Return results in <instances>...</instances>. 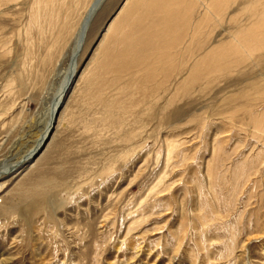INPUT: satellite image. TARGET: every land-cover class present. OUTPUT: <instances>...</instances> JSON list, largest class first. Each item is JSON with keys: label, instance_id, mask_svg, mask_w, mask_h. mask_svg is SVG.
<instances>
[{"label": "rangeland", "instance_id": "374dc122", "mask_svg": "<svg viewBox=\"0 0 264 264\" xmlns=\"http://www.w3.org/2000/svg\"><path fill=\"white\" fill-rule=\"evenodd\" d=\"M92 1L0 0V170L23 156L46 124L52 105L44 101L70 66L78 24ZM125 1L105 0L94 13L52 135L34 161L0 178V264L242 262L240 245L258 220L254 211L264 214V165L249 184L241 178L234 186L236 169L264 160V129L256 134L253 124L264 128V35L253 44L244 39L236 52L232 46L241 30L254 33L264 22V0L219 1L202 25L199 2L192 3L187 18V3L180 4V14L170 6L161 12L174 9L183 16L175 23L170 18L166 27L154 16L171 0H131L127 7L142 6L117 16L114 31L106 35ZM190 18V24L199 23L198 35L190 39L184 24L187 39L172 51V62L155 55L165 52L168 42L175 48L171 42L181 41L166 28ZM142 44L145 53H137ZM229 50L231 59L220 58ZM207 55L215 69L201 67L195 82L176 94L179 82ZM125 65L127 74H110ZM168 65L176 70L158 87L160 69ZM171 143L180 152L193 146L187 153L196 151L194 160L186 168L166 160ZM178 158L183 161L182 154ZM207 162H214L211 186L204 174ZM160 178H166L167 191L155 198L149 190ZM248 249L246 262L264 264L259 243Z\"/></svg>", "mask_w": 264, "mask_h": 264}, {"label": "bare ground", "instance_id": "6f19581e", "mask_svg": "<svg viewBox=\"0 0 264 264\" xmlns=\"http://www.w3.org/2000/svg\"><path fill=\"white\" fill-rule=\"evenodd\" d=\"M104 0H93L92 1V3H91V5H90V7H89V9H88V11L85 13V15H84V17L81 19V21H80V23L78 24V29L76 30V35H75V37H74V39H73V46H72V49H71V52H70V54H71V56H72V58H71V63H70V66L65 70V71H63L62 73H60V75H62L61 77V81H60V83H59V85L57 86V88H56V90L54 91V93L52 94V96H50L49 97V99L48 100H46V102L44 101V105H46L47 103V105H52V111H51V113H49L50 112V108H49V112H48V119H47V122H46V124L45 125H43V129L40 131V130H38V131H40L39 132V135H38V137H37V139L34 141V143L28 148V150L27 151H25V153L23 154V156H21L16 162H14L13 164H8V165H5V167H3L1 170H0V178L1 177H5V176H9V175H13V174H15V173H17L18 171H19V168H21V167H24V166H26V165H28V164H30L32 161H34V158L38 155V153L42 150V148L45 146V144H46V142L48 141V139H49V137H50V135H52V131L54 130V128H55V125H56V122H58V118H57V116H58V114H59V111L61 110V108L63 107V100H64V96L66 95V93L70 90V85L71 84H69V86H67L68 85V83L69 82H71V81H75V78H76V76H77V61H78V54L77 53H79V51L81 50V46H82V44H83V40H84V38H85V36H86V33L88 32V29L90 28V23H91V21H92V18H93V15H94V13L95 12H97L98 11V9H94V8H97V6L99 5V3H101V2H103ZM148 1V0H147ZM163 0H161V1H159V2H162ZM166 1V0H165ZM169 1V0H168ZM172 1V3L171 4H167L166 6L165 5H163V6H158V4L156 5V3L155 2H153V3H149V5H150V7H153V8H160V9H158L157 11H156V15L154 16V17H156L155 19L157 20L156 21V24H161V25H165L164 27H166V22H167V25H170L171 24V22H168V21H170V18H172V17H174V19L172 20V22L173 23H175L174 21H176L177 20V18H179V17H181V16H183V14H184V18H187L186 17V11H187V13H188V15L187 16H191L192 14H193V11H192V9H191V6H193L192 5V3H194V5H196V3L197 2H199L200 3V5L201 6H203L204 7V12H203V16H200V17H202V19H200L201 20V25L202 24H204V23H206V20H208L209 18V16H212L213 15V12H214V10L216 11V7H219V1H222V0H209V3H207L208 5H206L205 3L207 2L206 0H183V1H181L180 0V3H176L175 2V0H171ZM177 2H179L178 0H176ZM224 1V0H223ZM129 2H131V0H126L125 1V3L122 5V7L121 8H119L120 10L117 12V14L115 15V17H114V19L112 20V22H110L109 24H107L108 25V27H107V29H106V32H105V34L107 35V34H109V32L111 33L112 32V30H113V28H114V26L116 25V22H115V19L117 18V16H119L120 17V15L121 14H129L130 12L132 13H136V10L137 9H139V7L140 6H142V3H140V6L138 7V5H137V3L136 4H134L136 7H127L128 5V3ZM142 2V1H141ZM170 2V1H169ZM205 2V3H204ZM145 3V2H144ZM143 3V4H144ZM166 3V2H165ZM182 3H187V4H184V5H186L187 7H189V8H186V10H185V13H183L181 16H178L177 14L175 15V14H173V12H175L174 11V9L176 10V12L177 13H182L183 12V5L181 6L180 4H182ZM181 6V7H179V5ZM189 5V6H188ZM197 5H199L198 3H197ZM224 5H225V3H224ZM223 5V6H224ZM170 6H172L174 9L173 10H170V12H161V10H165L166 8L169 10V9H171L170 8ZM145 7V6H144ZM148 8H150L149 6H147ZM195 7V6H194ZM142 8V7H141ZM197 8V7H196ZM202 8V7H201ZM143 10V9H142ZM148 10V9H147ZM151 10V9H150ZM160 10V11H159ZM167 10V11H168ZM197 10V9H196ZM223 11H224V9H223ZM139 12V11H138ZM138 12H137V14H138ZM150 12V11H149ZM152 13H153V11H151ZM151 12H150V14H151ZM154 12H155V10H154ZM194 12H195V10H194ZM130 13V14H131ZM148 13V12H147ZM147 13H144V14H147ZM129 14V15H130ZM220 14V13H219ZM222 14V13H221ZM151 18H152V15L150 16ZM132 18V17H131ZM146 18V17H145ZM182 18V17H181ZM193 18V17H192ZM129 19V18H128ZM135 19V18H134ZM194 19V18H193ZM127 20V19H126ZM186 20V19H185ZM119 21V20H118ZM121 21H123V19H121ZM130 21V20H129ZM191 21V18L189 19V24L191 23L190 22ZM124 22V21H123ZM179 23H180V21H178ZM188 22H181L179 25L177 24H175L174 26L173 25H171V26H169V27H167L166 28V30H165V33H170V34H175L176 33V35H180V39L179 40H181V41H172L171 43L173 44V45H175V48L173 47V48H170V44H169V42H168V44H166L165 46H163V48L161 49V50H163V51H165V52H161V53H159V52H154V53H156L155 55H161L162 53V55H166V56H169V58H171L170 60H169V62H172V60H173V56H175V54H176V52H172L174 49H177L178 48V45H181L182 44V42L185 40V37H186V34H185V37L184 36H182L183 34H184V30L182 31L181 29L182 28H184V24H185V26H187V27H189L188 28V30L190 29L191 30V34L189 35V37H190V39H193V38H195L197 35H198V33H197V31H199L198 30V27H200L199 26V23L197 24V25H195V22H194V24H190V25H192V27L191 26H189L187 23ZM150 23V22H149ZM155 23V22H154ZM169 23V24H168ZM208 23V22H207ZM153 24V23H152ZM152 24H151V26H152ZM155 24V25H156ZM209 24V23H208ZM210 24H211V22H210ZM209 24V25H210ZM154 25V26H155ZM205 25H207V24H205ZM214 25V24H213ZM144 26H146V25H144ZM151 26H149V27H151ZM132 27V26H131ZM143 27V26H142ZM142 27H140L141 29H142ZM156 27V26H155ZM159 27H160V25H159ZM213 27V26H212ZM254 27H255V25H254ZM120 28H122V27H120ZM127 28V27H126ZM148 28V27H147ZM196 28V29H195ZM143 29H145V27L143 28ZM149 29H151V28H149ZM207 29V28H206ZM256 30H255V32L253 33V32H249V31H251L250 29L249 30H247V31H244L243 32V34L241 33L242 32V30H241V34L239 33L238 35H237V37L235 38H233L234 39V44H233V48H234V50L232 49V51H235L236 49H241L242 48V45H243V42H245L244 41V39H246L247 41L246 42H248L249 44H253V41L254 42H257L258 40H259V38L262 36V35H264V22H262V23H260L259 25H258V27H256L255 28ZM126 30V29H125ZM129 30H131V29H129ZM138 30H140V29H138ZM137 30V32H139L140 34L141 33H143V32H140V31H138ZM201 30V29H200ZM252 30H253V27H252ZM114 31V30H113ZM126 31H128V29L126 30ZM147 31V30H146ZM202 31V30H201ZM207 31V30H206ZM209 31V30H208ZM181 32H182V34H181ZM187 32V31H186ZM249 32V33H248ZM261 32V33H260ZM118 33V32H117ZM203 33H205V32H203ZM202 33V34H203ZM145 34H147V33H145ZM197 34V35H196ZM105 35V36H106ZM116 35V34H115ZM133 35V34H132ZM204 35V34H203ZM202 35V36H203ZM124 36V35H123ZM137 36V35H136ZM260 36V37H259ZM143 37V36H142ZM206 37H208V35H206ZM263 37V36H262ZM123 40H119L118 39V41H117V43L118 44H122V42L125 40L124 38H122ZM168 40H169V38H167ZM186 39H187V37H186ZM122 41V42H121ZM189 41V40H188ZM126 42V41H125ZM124 42V43H125ZM185 43V42H184ZM206 43H207V41H206ZM102 44H103V42H102ZM148 44V43H147ZM188 44V43H187ZM189 45V44H188ZM186 46V45H185ZM184 47V46H183ZM239 47V48H238ZM202 48V47H201ZM139 50H137V53H145V50H146V48H144V45L142 44V46H139V48H138ZM207 49V48H206ZM209 49V48H208ZM168 50L170 51V52H168ZM182 50V49H181ZM104 51V50H103ZM205 51V50H204ZM231 50H229V53H224L223 55H221L220 56V58H230L229 56L232 54V51L230 52ZM125 52V50H123V52L122 53H124ZM168 52V53H167ZM236 52V51H235ZM204 53V52H203ZM204 55V54H203ZM197 56V55H196ZM147 57H148V55H144L143 56V59L145 60V59H147ZM188 57V56H187ZM212 57V56H211ZM211 57H209L208 55L207 56H205L204 57V62L201 64V66H200V64L198 65L199 67H197V65L195 66V67H192L191 69H190V74L188 75V77L187 78H184V80H180L181 82H179V84L176 86L177 88H176V94H178V92L179 91H181L186 85H192L194 82H195V80L197 79V76L199 75V71L201 70V67H203V69L204 70H210V73H211V71L212 70H214V69H212V67L210 66V65H208V64H210V60L212 59ZM179 58V57H178ZM178 58H177V60H178ZM182 58V57H181ZM168 59V58H167ZM193 59V58H192ZM231 59V58H230ZM105 60V59H104ZM111 59L109 58V60L106 62V64L104 63L103 65H102V68H103V70L105 71V72H108L107 71V64H109V61H110ZM156 60V59H155ZM159 61V60H158ZM186 61V60H185ZM193 61V60H192ZM168 62V61H167ZM166 61H165V63H164V66H165V64L167 63ZM181 62H183V61H181ZM187 62H189V61H187ZM207 64V65H206ZM159 65H161V64H159ZM167 65V64H166ZM205 65V66H204ZM126 66L127 65H125V67H123V68H119V67H116V68H113V69H111L110 71H111V73L110 74H112V71H114V73H117V72H120V74H123V73H125V74H127L126 73ZM163 67V66H162ZM182 67V66H181ZM180 67V68H181ZM100 70H102V69H100ZM176 70V68H172L171 66H169L168 65V67L165 69V68H162V69H160V71H161V73H164L163 75H162V78H161V80L159 81L158 79V81H159V84H158V87H163V86H165V82L167 81V80H169V78H170V76H171V72H174ZM180 70V69H179ZM179 70H177V72H178V74L177 75H180V73H179ZM189 70V69H188ZM133 73V72H132ZM170 73V74H169ZM187 73V72H186ZM128 74H131V72H129ZM134 74V73H133ZM172 75H174V74H172ZM181 75H182V73H181ZM213 75V74H212ZM101 76V75H100ZM97 77V76H96ZM154 77H158L159 78V76H156V75H154ZM154 77L152 78L153 80H154ZM168 77V78H167ZM176 77V76H175ZM172 78V77H171ZM170 78V79H171ZM179 78H181V77H179ZM151 79V80H152ZM179 80V79H178ZM94 81V80H93ZM156 81V80H155ZM91 82V81H90ZM73 83V82H72ZM92 83V82H91ZM103 83V82H102ZM147 83V82H146ZM173 83V82H172ZM178 83V82H177ZM180 83H182L181 85H180ZM105 84V83H104ZM142 84V83H141ZM65 86H67L68 87V89L66 90V92L65 93H63V91H65L64 89H65ZM149 86H150V84H149ZM139 87H140V85H139ZM154 87V86H153ZM173 87V86H172ZM117 88V87H116ZM153 89V88H152ZM159 89V88H158ZM172 89V88H171ZM171 89H170V91H171ZM147 90H148V88H147ZM123 91H124V89H123ZM144 90H142V92H143ZM151 91V90H150ZM158 92V91H157ZM63 93V95H62V103L61 104H59V102H57V98H60L61 97V94ZM141 93V92H140ZM147 93V92H146ZM149 93V92H148ZM147 93V94H148ZM167 93V92H166ZM124 94V93H123ZM147 94H145V96L147 95ZM91 95V94H90ZM142 95H143V93H142ZM142 95H141V98H144V97H142ZM148 96V95H147ZM152 96V95H151ZM161 96V95H160ZM139 97H140V95H139ZM149 97V96H148ZM147 98V97H146ZM154 98H155V96H154ZM158 98V97H157ZM162 98V97H161ZM165 98V97H164ZM148 99V98H147ZM163 99V98H162ZM161 99V100H162ZM142 100V99H141ZM141 100H139L138 99V101H140V102H138V103H142L141 102ZM151 100H152V97H151ZM143 101V100H142ZM149 101V100H148ZM153 101V100H152ZM154 103L155 102H157L156 101V99H155V101H153ZM146 103V102H145ZM151 103V102H150ZM153 103V104H154ZM50 105V106H51ZM138 105V104H137ZM146 105H148V103H146ZM135 106V105H134ZM59 108H60V110H59ZM126 109V108H125ZM130 109H132V107H130ZM126 110H128V107H127V109ZM124 112V111H123ZM126 113V112H125ZM163 113V112H162ZM163 116V115H162ZM253 124H254V128L256 129V131H255V133L256 134H258V133H261L262 131H263V127L262 128H260V126L262 125H260L259 126V124L257 123L256 124V121L255 122H253ZM263 126V125H262ZM264 132V131H263ZM262 132V133H263ZM225 133V131L223 132V134ZM202 134H200L199 136H201ZM204 138H206V135L204 136ZM214 141V140H213ZM212 141V142H213ZM260 141V140H259ZM204 143V142H203ZM205 145H206V143H204ZM216 144V143H215ZM188 147V148H187ZM193 146L192 145H190V146H186V148L182 151L181 150V152L178 150V148H179V145H174L173 143H171V144H169V146H168V149H167V157H166V160L167 161H169V162H171L172 163V166L173 167H180V168H186L187 166V162H190V161H193L194 160V156H195V152L196 151H194V155H192V154H188L187 152L192 148ZM215 152H216V147H215V145L213 144V149H212V155L213 154H215ZM179 154H182V156H183V161H180V159L178 158V155ZM264 156V155H263ZM214 157V156H213ZM212 157V158H213ZM217 158V157H216ZM243 158H244V156H243ZM248 158V157H247ZM214 159V158H213ZM264 159V158H263ZM217 160H218V158H217ZM242 160H244V159H242ZM261 160H262V158H261ZM261 160H255V161H253L254 162V165H252V167H250V166H248V168L244 171V170H242V171H240V170H235L236 172L235 173H238L237 174V178H235L236 179V182H235V185L234 186H237V185H239L240 183H239V181H240V179L241 178H243V180H244V183H245V185H247V184H249V182H251L253 179H256L257 178V176L258 175H260V171H261V169H262V167H263V165H264V160L263 161H261ZM9 162V161H8ZM216 162V161H215ZM223 162V161H222ZM213 163L214 162H207L206 163V166H205V170H204V174H205V177H206V180L208 181V185L209 186H211L212 184H214V177H216L215 176V173H214V170H213ZM252 163V162H251ZM253 164V163H252ZM171 166V167H172ZM245 169V168H244ZM185 170H187L186 171V173L187 174H189L190 175V171L188 170V169H185ZM112 172V171H111ZM251 176H254V178H250ZM166 178H160V179H157V181H156V183H154V185L151 187V189L149 190L150 191V194L152 195V194H154L155 195V198H157L158 197V195H162L161 193H163V191H167V186L165 185V180ZM252 179V180H251ZM239 183V184H238ZM243 183V184H244ZM189 184V183H188ZM255 185H256V183H255ZM232 186H233V184H232ZM243 186V185H242ZM258 186V185H257ZM197 187V186H196ZM244 187V186H243ZM243 187H239L240 189H241V191H244V189H243ZM248 187V186H247ZM2 187L0 186V189H1ZM209 189H210V187H209ZM161 190H163V191H161ZM208 190V189H207ZM198 191H200L199 189H198ZM211 192H212V194H213V197H214V195H215V192H214V190L211 188V190H210ZM259 191V190H258ZM260 198V197H259ZM258 198V199H259ZM251 199V198H250ZM118 200V199H117ZM261 199H259V201H260ZM256 201V200H255ZM262 203V202H261ZM255 204V203H254ZM257 204V203H256ZM258 205V204H257ZM141 206V205H140ZM143 207L144 206H141V209H143ZM203 208V207H202ZM141 209H140V211H141ZM146 209V208H145ZM260 209V208H259ZM255 210H256V208H255ZM261 210H262V207H261ZM145 210H143L142 212H144ZM141 212V213H142ZM200 212V211H199ZM262 212V211H261ZM136 213V212H135ZM251 214V213H250ZM253 215V214H252ZM211 217V216H210ZM250 217V216H249ZM254 217H256V220H257V218H258V220L256 221L257 223H256V228L254 227V233H251L250 232V234H249V236H247V238H245V240L244 241H242V243H241V245H240V251H239V255H238V258H237V260H239V258H242V262L240 263V264H249L248 262H246V258H247V251L249 250L248 249V247H249V245L252 243V242H257V243H259V247H261L262 248V250H263V254H264V214H259V212L258 211H254ZM212 218V217H211ZM206 219H208L209 220V217L207 216L206 217ZM104 222V221H103ZM233 233V232H232ZM232 241H233V239H232ZM230 251L231 252H233V246H232V243H231V246H230Z\"/></svg>", "mask_w": 264, "mask_h": 264}, {"label": "water", "instance_id": "95a60500", "mask_svg": "<svg viewBox=\"0 0 264 264\" xmlns=\"http://www.w3.org/2000/svg\"><path fill=\"white\" fill-rule=\"evenodd\" d=\"M105 1V0H104ZM103 1V2H104ZM103 2H101V3H99V5L97 6V8H94V9H99L100 7H101V5L103 4ZM69 84H70V82L68 83V85L67 86H69ZM67 86H65V91H63V93H65L66 92V90L68 89V87ZM63 93L61 94V97L60 98H57V102H59V104H61L62 103V95H63Z\"/></svg>", "mask_w": 264, "mask_h": 264}]
</instances>
